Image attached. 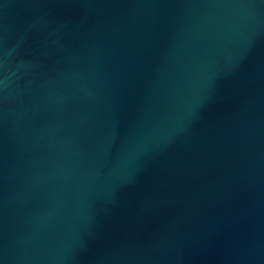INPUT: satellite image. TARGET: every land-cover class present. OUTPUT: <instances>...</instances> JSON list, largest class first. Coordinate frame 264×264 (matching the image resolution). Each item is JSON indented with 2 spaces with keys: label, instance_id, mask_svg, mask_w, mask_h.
I'll return each instance as SVG.
<instances>
[{
  "label": "water",
  "instance_id": "95a60500",
  "mask_svg": "<svg viewBox=\"0 0 264 264\" xmlns=\"http://www.w3.org/2000/svg\"><path fill=\"white\" fill-rule=\"evenodd\" d=\"M0 264H264V0H0Z\"/></svg>",
  "mask_w": 264,
  "mask_h": 264
}]
</instances>
